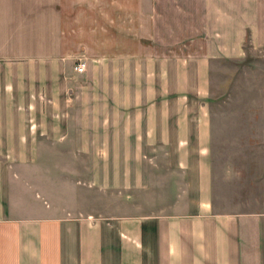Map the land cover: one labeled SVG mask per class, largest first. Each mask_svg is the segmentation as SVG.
<instances>
[{"label": "crops", "instance_id": "obj_1", "mask_svg": "<svg viewBox=\"0 0 264 264\" xmlns=\"http://www.w3.org/2000/svg\"><path fill=\"white\" fill-rule=\"evenodd\" d=\"M250 56L264 0H0V264H264Z\"/></svg>", "mask_w": 264, "mask_h": 264}, {"label": "rangeland", "instance_id": "obj_2", "mask_svg": "<svg viewBox=\"0 0 264 264\" xmlns=\"http://www.w3.org/2000/svg\"><path fill=\"white\" fill-rule=\"evenodd\" d=\"M240 65L236 64V66L234 67L236 69L234 74L237 77L238 82L236 83V85L234 86L233 89H232L228 79H227L228 80L227 83L225 84L226 86L224 88L223 80L225 78V81H226V78H227L226 76H228V75L224 76L223 74H220V77L218 79L219 86H220V89L218 91V96H219L218 100L220 103L222 102L223 99H225L226 97H229V93H231L230 96H232V97L243 98V99L244 98L250 99V98H256V97L257 98L264 97V86H263V84H264V73H261V74L259 73L261 70L264 71V62L259 61V63L257 64V69H259V70H257L258 72H256L254 70V67L256 65L254 64V57L253 56H250L246 60L245 63L240 64ZM250 69H253V70H250ZM256 74H257V77L259 76L258 78H262L263 83L262 84L260 83L261 86H260V84H258V81H257V85H255ZM218 112L222 113V106L221 105L219 107ZM220 192H221V181H219V193ZM104 199L105 200H103V203H102V212L104 214H110V213H113L115 211L127 212V209L125 208V206H123L120 202L111 204L110 201L106 200L105 195H104ZM219 206L221 209V203H219ZM138 210L143 211L142 208L138 209ZM138 210L135 209L136 212H138Z\"/></svg>", "mask_w": 264, "mask_h": 264}, {"label": "built area", "instance_id": "obj_3", "mask_svg": "<svg viewBox=\"0 0 264 264\" xmlns=\"http://www.w3.org/2000/svg\"><path fill=\"white\" fill-rule=\"evenodd\" d=\"M87 68V62L79 59V61L75 64V70L78 72H84Z\"/></svg>", "mask_w": 264, "mask_h": 264}]
</instances>
